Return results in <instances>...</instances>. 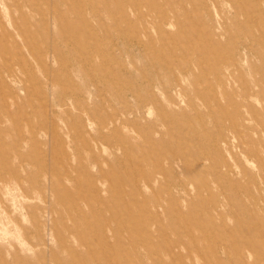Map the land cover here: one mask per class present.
Listing matches in <instances>:
<instances>
[{
  "label": "rangeland",
  "instance_id": "1",
  "mask_svg": "<svg viewBox=\"0 0 264 264\" xmlns=\"http://www.w3.org/2000/svg\"><path fill=\"white\" fill-rule=\"evenodd\" d=\"M0 264H264V0H0Z\"/></svg>",
  "mask_w": 264,
  "mask_h": 264
}]
</instances>
